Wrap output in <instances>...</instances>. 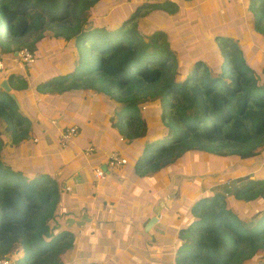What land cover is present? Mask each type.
<instances>
[{
  "label": "trees",
  "instance_id": "1",
  "mask_svg": "<svg viewBox=\"0 0 264 264\" xmlns=\"http://www.w3.org/2000/svg\"><path fill=\"white\" fill-rule=\"evenodd\" d=\"M104 1L111 0H0V36L5 30L12 41L0 46L5 55L27 48L35 57L47 29L53 30V38L66 41L74 55L60 64L61 71L37 60L25 73L14 66L0 72V83L5 79L10 87L5 91L0 86V119L10 148H28L26 139L35 137L29 104L36 97L40 106L73 104L72 99L89 91L82 104L104 101L113 114L106 130L109 143L121 138L134 145L122 154L132 178L168 171L191 153L263 157L264 78L256 75L239 32H224L212 19L207 26L201 0H186L198 5L189 9L190 15L200 14L189 21L176 18L185 0H144L127 12L117 9L109 26L93 16L109 8L97 9ZM241 1L249 41L264 50V0ZM154 10L163 12L164 27L178 29L167 32L158 23L150 31L138 28L140 18ZM147 103H156L148 126L140 110ZM6 140L0 132V256L21 251L23 264H62L74 240L60 228V215L68 213L64 187L68 171L83 170L85 160L51 142V151L39 143L28 148L29 166L15 165L2 159ZM96 155L93 149L88 159L100 164ZM263 168L254 178L244 175L233 181L231 203L220 191L186 197L190 204L177 210V224L165 234L166 242H174L173 264H244L264 249ZM182 185L178 181L172 193H158L151 207L172 198ZM167 209L161 210L151 235L161 230Z\"/></svg>",
  "mask_w": 264,
  "mask_h": 264
},
{
  "label": "rangeland",
  "instance_id": "2",
  "mask_svg": "<svg viewBox=\"0 0 264 264\" xmlns=\"http://www.w3.org/2000/svg\"><path fill=\"white\" fill-rule=\"evenodd\" d=\"M144 0H111V1H104L97 5V9H99L101 6V9H106L109 7L106 11L99 13L96 11L93 16H97L102 21V24L111 25L113 23L114 19L118 15L117 9L122 8L123 13L127 12L129 8H133L135 4H139ZM194 1V0H193ZM203 4H201L204 9L205 13H203L204 22L207 26L208 23H210V19L214 20V26L215 27H221L224 32H231L233 34H236L239 32L240 35V43L245 44L247 49V57H249L251 63L254 64V71L256 75L264 78V50L261 49L258 45H256L253 42H250V32L249 27L246 25L245 18L246 14L244 12V7L241 0H222L225 7L222 6L221 0H201ZM211 1V3H210ZM194 4L190 6L189 2L186 0L183 4L180 5V8L183 10L180 15H176V18H186L187 21L191 19H195L200 16L199 13L190 15L189 9L190 8H197V2H193ZM100 14V15H98ZM160 14H163L161 11H152L147 17H141L140 22L141 25L138 28H142L145 26L148 31L152 30L151 28L154 26V23L159 24V28H165V30L168 32L170 29L177 30L178 26H171V28L164 27L165 26V18H162ZM91 18V17H90ZM184 20V19H183ZM245 27V31H243ZM192 28V26H191ZM53 30L47 29L44 31L45 40L42 42L39 41V52L36 53V56L34 57V62H37V60H43L46 62L45 64L49 65L50 68H54L58 66L59 71L63 70L62 67H60V64L68 63V59H73L74 55L72 53H69L67 49L68 43L64 41L63 39L58 40L52 37ZM12 42L9 35L6 34L5 30H3L1 36H0V46L6 45L8 43ZM184 46V45H183ZM179 49V48H177ZM74 52V51H73ZM33 62V63H34ZM30 64V66L33 65ZM8 64V67L10 66L9 62H6ZM66 65V64H65ZM262 67V68H261ZM2 72V71H1ZM21 73H25L24 71H18ZM2 78V77H0ZM5 79H2V81ZM1 81V82H2ZM6 81V80H5ZM68 94L70 92H67ZM89 94V91H83V94L75 99H72L71 97L67 100L72 99V103L76 106L74 110L71 112L69 110H64L66 107V103L62 106L64 117L61 118L60 123H55L54 125L51 122V119L53 117L43 118L38 111V115L31 114V121L34 124L36 121L40 120V123L42 126H45L46 131L52 132V143H57V134L59 130H64L67 126H79L78 128V135L76 139L80 138V128L81 126L84 127L86 132L93 133L92 138L94 140L90 141L95 142L94 146L97 152L96 156H99V158H103L106 154H110L112 152H122L127 151L128 148L134 149V145L131 142H125V139H117L118 141L116 143H109V140L106 135V130L108 129L109 123L111 124V121L113 120V114L111 113V110L106 109V103L104 101L100 100H89L87 103L82 104L81 101L87 100V96ZM54 96V95H53ZM36 99V98H35ZM34 99V100H35ZM36 101V100H35ZM31 102L29 104V107L34 110L38 106V102ZM47 106H44L43 110L51 111L54 109L55 104L48 102L46 103ZM156 103H147L140 105V110L145 114V125L149 123V120L155 115ZM41 109V108H40ZM49 113V112H48ZM85 117L89 118L90 121L86 123ZM83 118V119H82ZM82 120V122H81ZM50 121V122H49ZM81 122V123H80ZM51 123V124H50ZM39 126V125H38ZM0 132L3 134V137L5 140L8 137V134L5 129V122L0 119ZM38 129L37 133L38 134ZM75 139V140H76ZM26 146L28 148H31L33 150V147L35 144H38L40 142L34 141V137H28ZM10 140H6L4 146V152L3 157L5 161L13 162L15 165L19 164H25V167L29 166L27 163V160L30 156H32V152L30 153L28 151V148H18L17 150L10 148ZM52 145V144H51ZM9 146V149H8ZM92 146V144H91ZM81 147V146H80ZM98 147V148H97ZM57 148V147H56ZM140 149L134 150V152H139ZM107 155V156H108ZM129 155V154H128ZM79 161H84L85 159L83 157H77ZM264 165V153L263 157H251V158H239L237 156L233 155H214L209 154L205 152L200 153H191L188 156L184 157L179 161V163L169 169L168 171L161 172L155 176H152L150 178L139 176L137 177L130 176V172L128 171L127 167H123L122 170L124 173H122V176L125 178L124 180L127 181V184H121L120 186L116 188H108V191L106 192V196L104 198H113L116 196L118 192H120V189H122L121 192L126 193L130 187H132V191H129L130 196H127L134 202V210H136L137 206H140L141 203L144 202V200L147 198V200H151L150 204H153L152 200L156 199V196L158 193L163 194L165 191H170L172 193L171 188L173 187V184L175 182L179 181V186L182 183L183 185L180 187V189L173 193L171 198V203L166 210V219L163 222V225L161 227V230L157 233L153 234L152 236L156 238V243L154 245L153 250L155 252L145 250L144 253L146 254L144 258H140V264H173L172 259L174 256V242L173 239L169 242H166V233L171 229L174 228L177 224V216L179 214H176L177 210L181 208L182 206H187L190 204L189 199L191 196L195 195L198 191L199 193H205L207 191H220L223 192L225 195V198L227 200V204L231 203V196H230V190L233 188L232 184L233 181L237 177H241L244 175H247L249 178H254L257 176V173L261 171L262 166ZM23 166V165H21ZM62 170L65 168V165H62L60 167ZM31 171V169L29 170ZM264 171V168H263ZM262 171V172H263ZM58 170H55L54 174L57 173ZM121 173V172H120ZM69 178L67 179V182L65 184L66 187L70 189H66L64 187V190L67 194H75L77 192L80 193L79 196L86 197L87 195L90 196L93 193L90 189H88L87 185H84L83 182V173L81 172V179L82 182L79 183V176L77 174L73 173L72 171H68ZM181 182V183H180ZM231 186V187H230ZM175 188V187H174ZM69 190V191H68ZM225 192L227 194H225ZM147 195V196H146ZM107 199L106 201H108ZM109 200L108 202H110ZM146 203V202H145ZM234 203V202H233ZM103 210L107 211L109 209V205H107L106 202L102 203ZM140 210L143 209V205L141 204ZM239 211L245 216L248 217V212L245 211V209L241 205L236 206ZM153 210V207H152ZM135 213V212H134ZM135 217H133L134 219ZM18 251V250H17ZM19 255L14 252L12 259L13 264H23L22 259V252L18 251ZM149 252H152L149 254ZM143 254V253H142ZM149 254V255H148ZM244 264H264V249L259 250L256 252L252 258L245 261Z\"/></svg>",
  "mask_w": 264,
  "mask_h": 264
},
{
  "label": "crops",
  "instance_id": "3",
  "mask_svg": "<svg viewBox=\"0 0 264 264\" xmlns=\"http://www.w3.org/2000/svg\"><path fill=\"white\" fill-rule=\"evenodd\" d=\"M35 100V102H39L41 98L36 97ZM38 104L40 105V102ZM63 105V102L55 104L54 109L51 111L43 110L44 106H47L46 104L38 106L39 108H35L36 112L34 111V114L38 115L37 112L40 111L39 114L43 118L53 117L51 122L54 125L55 123H60L61 118L64 117V114L62 117ZM74 109H76L74 104H66L64 110L71 112ZM85 120L86 123L90 121L88 117H85ZM36 125L39 132L37 135V132L35 133L34 141L40 142V146L47 145L49 147L48 150L51 151V145L49 144L52 142V132L46 131L45 126L41 125L40 120L36 121ZM60 131L56 135L58 146ZM92 136V132L91 134L86 132L84 127L81 126L80 138L78 137L68 147L63 148L64 150H70L74 158L78 154H81L85 159L84 166L81 167L84 169H80L81 171H77L76 174L79 176L80 183L82 182L80 174L81 172L83 173V180L85 179L83 184L87 185L93 194L90 196L87 195L86 197L79 196V192L78 194L77 192L72 195L68 194V200L66 201L68 213L66 217L60 215L59 221L60 228L68 230L74 240L67 260L62 264H140V258H144L146 255L144 253L145 250L155 252L153 248L156 238L149 233L153 227L149 231H144L143 229L146 222L153 216V210L150 205L151 200H147L146 198L141 203L143 209L140 210V204L134 210V202L127 197L130 196L131 193L129 194V191H132V187L126 193L121 192L122 189H120V192L111 199L104 198L107 195L106 192L109 187L116 188L123 184L125 178L122 176V173H124L122 168L124 166H121L115 171H108L103 180H95L93 170L97 166L102 167L104 165L108 154L102 159L100 158V164H96L93 160L88 159L90 158L89 152L86 155L83 153V150L85 147L91 146V144L95 149V142L94 144L93 142L89 144L90 141L94 140ZM57 151L60 152V150ZM119 153L122 154V152ZM57 170L58 174H55L56 177L61 173L62 169L58 168ZM107 199L111 201L108 202L109 200L106 201ZM104 202L109 205L107 211L103 210L102 203ZM133 217L135 218L133 219ZM152 252H149V254Z\"/></svg>",
  "mask_w": 264,
  "mask_h": 264
},
{
  "label": "built area",
  "instance_id": "4",
  "mask_svg": "<svg viewBox=\"0 0 264 264\" xmlns=\"http://www.w3.org/2000/svg\"><path fill=\"white\" fill-rule=\"evenodd\" d=\"M9 62L10 66H14L19 71H24L27 65H30L34 62V55L27 49L21 48L13 53L12 56L5 55L0 49V72L7 68ZM78 135L77 126H67L64 130L59 132L58 141L61 148L68 147L71 143L74 142ZM93 146L85 147L83 153L87 155L88 152L92 151ZM127 163L126 158L119 152L110 153L105 159V169L101 166H97L93 170V176L95 180H103L106 177L108 171H115L121 166ZM66 189H69L66 187ZM17 253V252H15ZM14 253L8 254L5 256H0V264H13Z\"/></svg>",
  "mask_w": 264,
  "mask_h": 264
},
{
  "label": "water",
  "instance_id": "5",
  "mask_svg": "<svg viewBox=\"0 0 264 264\" xmlns=\"http://www.w3.org/2000/svg\"><path fill=\"white\" fill-rule=\"evenodd\" d=\"M0 86L2 88H4L5 91H9V86L7 85V82L5 80H3L0 83ZM10 96L13 99L15 98V95L13 93L10 92ZM102 168L105 169V166L102 165ZM171 203V198L168 199H164V200H159L156 205L153 208V216L146 222V224L144 225V231H149L155 224H157L161 218V210L165 207V206H169Z\"/></svg>",
  "mask_w": 264,
  "mask_h": 264
}]
</instances>
